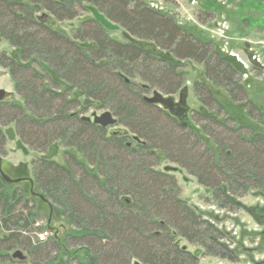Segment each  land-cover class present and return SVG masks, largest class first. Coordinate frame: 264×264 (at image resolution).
Here are the masks:
<instances>
[{"label":"trees","instance_id":"trees-1","mask_svg":"<svg viewBox=\"0 0 264 264\" xmlns=\"http://www.w3.org/2000/svg\"><path fill=\"white\" fill-rule=\"evenodd\" d=\"M252 1L264 7V0ZM89 5L122 29L123 42L95 20L78 19ZM74 20L69 36L58 23ZM0 43L12 48L0 65L20 95L0 102V126L8 125L7 139H18L17 149L25 142L39 155L30 162L31 198L0 178V264H199V256L234 261L226 233L180 198L173 173L151 161L157 156L185 170L218 208L264 218V206L245 208L238 201L248 193L264 198V137L253 126L260 118L264 127V115L253 122L258 108L246 109L238 81L243 71L231 58L142 0H0ZM186 61L201 65L205 80L222 87L244 115L229 116L205 85L193 88L205 106L197 113L208 123L201 129L172 98L165 97V108L144 100L134 78L170 96L183 85L179 69ZM90 106L110 112L127 135L82 120L76 108ZM214 107L227 121L217 119ZM129 135L138 140L134 148ZM5 138L0 129V150ZM59 148L62 163L53 160ZM38 196L68 221L70 236L86 237L83 244L68 250L56 236L37 240L43 232H36ZM20 250L24 262L11 258Z\"/></svg>","mask_w":264,"mask_h":264},{"label":"rangeland","instance_id":"rangeland-1","mask_svg":"<svg viewBox=\"0 0 264 264\" xmlns=\"http://www.w3.org/2000/svg\"><path fill=\"white\" fill-rule=\"evenodd\" d=\"M150 9L158 12H163L173 18L178 25L185 27L190 33L202 41L212 42L215 50L223 56L231 58L235 66L241 69L242 75L238 77V81L245 90L243 97L245 106L257 107V112L252 113L253 122L257 121L258 114L264 115V7H253L255 4L252 0H142ZM90 6V5H89ZM93 7V6H92ZM90 16L86 10H79L78 19H84ZM78 20L71 23H58L60 28L70 36L71 27L77 25ZM112 23V22H111ZM114 24V23H112ZM109 36L115 38L119 42H123L122 29L117 31H108ZM12 48L6 43H0V56H10ZM184 82L179 91L175 94L167 96L163 93L147 88L138 77L133 79V82L138 83L143 90V97L151 98L153 92L159 93L163 98L170 97L177 103L179 96L184 102L186 116L192 120L193 125L201 129V126L208 123L201 118H198V112L203 105L197 100L193 88L195 84L198 86H207L213 98L218 104L228 111L231 117L242 113L238 103H232L228 99L227 93L222 87H216L207 82L203 76V68L201 65L194 62L186 61L179 69ZM15 80H13L8 70L0 65V89L7 92L9 97L4 101L19 100V91L15 88ZM185 87V93L182 94V89ZM155 105V104H153ZM159 108H164L161 104H156ZM215 106V105H213ZM205 107V106H204ZM203 107V108H204ZM205 109V108H204ZM215 110V115L220 122L227 121L220 108ZM81 117H90L92 113L100 114L103 110L94 109V106L87 108H76ZM234 112V114H233ZM218 113V114H217ZM231 114V115H230ZM243 114V113H242ZM244 115V114H243ZM262 119V117H261ZM264 119V118H263ZM259 120L254 123V127L258 133L263 134L264 127L259 126ZM227 123V122H226ZM243 124V123H242ZM241 124V126H242ZM245 124V123H244ZM229 126L233 125L231 122ZM258 125V126H257ZM8 125L0 126V129L5 135L4 145L0 150V162L2 172L10 179H20L19 183L10 185L11 189L18 188L24 191L27 198L30 196V181L32 180V172L30 162L39 155L30 150L24 142L22 149H17L14 141L8 140ZM127 130L123 126L116 124L106 128L109 133L112 130ZM218 137H226L220 130H216ZM219 132V133H218ZM241 132L245 133V130ZM206 135V132L203 131ZM11 134V133H10ZM200 137V136H199ZM212 140V139H211ZM126 142L135 147L134 141L130 135ZM198 146L199 152H203V145L200 142ZM62 149L59 148L57 155L53 158L55 162L62 163ZM151 159L154 162L155 168L163 169L165 166L178 168L179 172H172L177 181L180 198L186 200L194 209L201 213L209 222H215L218 228L226 233L227 238L224 243L233 250L234 261L221 260L218 258H210L199 256V264H264V218L252 217L247 211L241 209L235 212H227L220 209L212 202L210 192L205 191L203 187L197 184L195 178L189 175L185 170L180 169L175 164L153 156ZM36 193L37 191L34 190ZM245 208H261L264 206V198L248 193L238 200ZM36 211L40 217L36 220V228L40 231H49V239L56 236V239L68 250L78 248L83 244L86 237L70 236V226L68 221L60 219L58 211L52 205H47L44 201L34 198ZM217 217V220L214 218ZM69 234V235H68ZM1 235V234H0ZM48 239V242H49ZM230 239V240H228ZM180 246H185L188 251L193 252L194 247L185 241L179 243ZM25 256L26 252L20 250ZM12 251L10 255L13 253ZM200 254V253H199ZM18 261V260H16ZM19 262V261H18ZM74 261H71L73 264ZM25 264H30L28 260ZM132 264V262L130 263Z\"/></svg>","mask_w":264,"mask_h":264},{"label":"water","instance_id":"water-1","mask_svg":"<svg viewBox=\"0 0 264 264\" xmlns=\"http://www.w3.org/2000/svg\"><path fill=\"white\" fill-rule=\"evenodd\" d=\"M85 10L88 11L90 13V16H86L83 20H88V19H93L96 22H98L105 30L107 31H117L119 30V27L117 25L112 24L111 22H109L102 14H100L94 7L92 6H85ZM9 97V94L3 90L0 89V102H2L3 100H5L6 98ZM144 100L150 104H161L164 108L166 107V104L169 102V99L167 98H163L159 93L157 92H153L152 97L151 98H147L144 97ZM178 104L184 105L183 100H181V95L179 96V101L177 102ZM176 103V104H177ZM82 120L90 122L94 125H97L101 128H108L111 126H115L117 124L116 119L111 115L110 112L108 111H104L100 114H95L92 113L90 117H82ZM110 135H127V131L126 130H120V129H116V130H112L111 132H109ZM134 141H138L136 137L133 138ZM163 171L167 172H179L178 168L175 167H170V166H165L163 168ZM0 178L6 183V184H15V183H19L21 180L20 179H10L8 176H6L2 170H1V162H0ZM33 186H32V182L30 181V192L32 195H35L33 192ZM39 199H42L41 196H38ZM185 248V247H184ZM11 258L13 260H18L20 262H24L26 260L25 255H23L20 251H15L11 254ZM132 264H142L138 261H133Z\"/></svg>","mask_w":264,"mask_h":264},{"label":"built area","instance_id":"built-area-1","mask_svg":"<svg viewBox=\"0 0 264 264\" xmlns=\"http://www.w3.org/2000/svg\"><path fill=\"white\" fill-rule=\"evenodd\" d=\"M49 236H50L49 231H43V232H41V233L38 234L37 240L40 243H43V242L47 241V239L49 238Z\"/></svg>","mask_w":264,"mask_h":264},{"label":"flooded vegetation","instance_id":"flooded-vegetation-1","mask_svg":"<svg viewBox=\"0 0 264 264\" xmlns=\"http://www.w3.org/2000/svg\"><path fill=\"white\" fill-rule=\"evenodd\" d=\"M89 20V19H88Z\"/></svg>","mask_w":264,"mask_h":264}]
</instances>
